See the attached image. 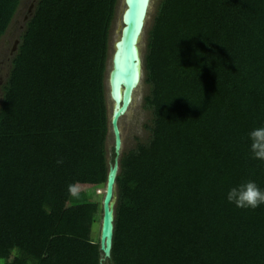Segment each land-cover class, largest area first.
<instances>
[{
	"label": "trees",
	"instance_id": "obj_1",
	"mask_svg": "<svg viewBox=\"0 0 264 264\" xmlns=\"http://www.w3.org/2000/svg\"><path fill=\"white\" fill-rule=\"evenodd\" d=\"M118 2L37 0L25 21L0 103L3 264H101ZM22 3L0 0V42ZM143 65L150 135L121 154L105 264H264V204L227 200L264 190V0H159Z\"/></svg>",
	"mask_w": 264,
	"mask_h": 264
},
{
	"label": "water",
	"instance_id": "obj_2",
	"mask_svg": "<svg viewBox=\"0 0 264 264\" xmlns=\"http://www.w3.org/2000/svg\"><path fill=\"white\" fill-rule=\"evenodd\" d=\"M152 0H123L122 24L119 36L114 42L111 67L107 85L108 94L113 101L111 128L114 135V159L109 160V173L103 196V217L101 223L100 246L103 252L101 264L111 257L113 250L115 213L117 201V177L120 171V157L124 139L120 120L131 107L135 93L140 86L144 65L140 41L146 27ZM34 6L30 8L33 12ZM29 16H27L28 18ZM19 40L14 50H17Z\"/></svg>",
	"mask_w": 264,
	"mask_h": 264
},
{
	"label": "rangeland",
	"instance_id": "obj_3",
	"mask_svg": "<svg viewBox=\"0 0 264 264\" xmlns=\"http://www.w3.org/2000/svg\"><path fill=\"white\" fill-rule=\"evenodd\" d=\"M37 0H23V3L20 7L19 12L17 13L13 23L11 24L7 33L3 36L0 42V103L2 100V85L5 82L7 76L9 75L11 60L16 50H14V46L17 40L25 29V21L28 19L27 16L30 15V8L35 6ZM159 0H152L151 7L149 11V15L147 18V23L145 30L143 32L140 47L141 53L144 59V55L146 53L147 46V37L148 30L151 28L153 24V18L157 10ZM124 8L123 0H119L117 5V13L116 17L113 21L112 31H111V46H110V60L108 63L107 70V79L109 76V69L111 67V56L113 52L114 42L119 36V27L122 24V10ZM106 79V87L107 91L109 89L107 85ZM150 91V87L148 84L144 83L142 80L140 86L136 90L134 101L129 108V111L122 116L120 120L122 135L124 139L123 150L128 151L131 148L135 147L139 141H146L150 135L149 129L146 127L147 124L150 123L152 118V112L150 109L145 107V98ZM109 95V94H108ZM108 105L110 111L113 109V101L108 96ZM114 146V135L111 130L109 133L108 139V157L112 156V148ZM122 150V153L124 152ZM93 191V190H92ZM105 188L104 185L101 188H94V199L103 200ZM100 226L96 227V235L99 234ZM15 253V247L13 245L7 244L4 248L0 249V263H4L3 256L6 253ZM108 264V263H107Z\"/></svg>",
	"mask_w": 264,
	"mask_h": 264
},
{
	"label": "clouds",
	"instance_id": "obj_4",
	"mask_svg": "<svg viewBox=\"0 0 264 264\" xmlns=\"http://www.w3.org/2000/svg\"><path fill=\"white\" fill-rule=\"evenodd\" d=\"M249 138L252 158L264 161V126L252 130ZM227 200L238 208L254 210L264 204V190L254 180L249 179L231 188L227 193Z\"/></svg>",
	"mask_w": 264,
	"mask_h": 264
},
{
	"label": "bare ground",
	"instance_id": "obj_5",
	"mask_svg": "<svg viewBox=\"0 0 264 264\" xmlns=\"http://www.w3.org/2000/svg\"><path fill=\"white\" fill-rule=\"evenodd\" d=\"M124 151V150H123Z\"/></svg>",
	"mask_w": 264,
	"mask_h": 264
}]
</instances>
